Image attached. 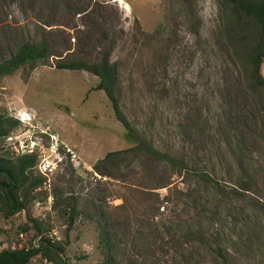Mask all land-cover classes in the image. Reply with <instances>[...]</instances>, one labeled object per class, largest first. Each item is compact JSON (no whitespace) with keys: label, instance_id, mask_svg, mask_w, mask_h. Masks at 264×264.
Masks as SVG:
<instances>
[{"label":"rangeland","instance_id":"1","mask_svg":"<svg viewBox=\"0 0 264 264\" xmlns=\"http://www.w3.org/2000/svg\"><path fill=\"white\" fill-rule=\"evenodd\" d=\"M259 31L222 0H0V63L21 45L47 48L45 59L0 78V157L34 149L35 178V164L61 159L43 178L49 211L40 189L24 211L0 212V250L28 248L34 220L41 235L54 229L58 264H100L99 226L112 264H222L198 241L201 228L204 244L226 251L225 264H264V88L254 87L247 60ZM103 55L128 131L94 91L96 77L55 68ZM109 153L118 155L103 160Z\"/></svg>","mask_w":264,"mask_h":264},{"label":"trees","instance_id":"2","mask_svg":"<svg viewBox=\"0 0 264 264\" xmlns=\"http://www.w3.org/2000/svg\"><path fill=\"white\" fill-rule=\"evenodd\" d=\"M223 4L233 5L234 10L239 11L246 17L253 19L257 22L260 27L259 35L256 39L255 45L251 49V53L248 54V63L250 65V75L251 79L254 80L255 86H260L264 88V81L259 75V67L261 60L264 58V0H222ZM47 57V48L45 43L39 42L35 45H21L13 56L8 58L6 61L0 63V78L4 76H9L15 72L18 68L28 64L29 62H34L37 60H43ZM58 70H68V71H84L96 77L98 82L94 86V91H100L104 94L105 98L110 103L112 114L115 120L122 125V127L128 131V126L125 120L121 117L117 100L114 95L115 87V72L114 69L108 65L106 60V55H103L102 59L95 64H86L83 62H67L58 63L55 66ZM251 90H253L251 88ZM8 124L13 127L16 122L11 119L7 120ZM7 130L5 129L3 123L0 121V137L5 136ZM124 140L131 142L133 139L129 135H124ZM60 150L61 148L58 147ZM146 152L149 154H158L159 157H163L170 165L178 166V162L174 159L164 156L160 153H155L151 148H146ZM118 155V153L106 154L103 160H107L109 157ZM34 166V157L32 155H24L17 158L15 161H10L4 157H0V212L5 218L11 217L16 213L24 211L29 204L28 199L29 193L36 188H39L42 182L41 177L38 178L30 177L28 175V170ZM95 170V168H94ZM204 180V179H203ZM206 182L208 180L206 179ZM211 185L216 188L218 185L209 180ZM246 184L241 185V189L246 191ZM51 192V191H50ZM221 192V191H220ZM219 192V193H220ZM43 193V192H42ZM45 196L43 194V202ZM179 200L178 197L172 199L171 202ZM192 209L195 204L191 202ZM52 204L50 209L52 208ZM75 207L72 206L67 213V224L70 227L73 223V219L76 215ZM30 229L33 231L35 236L28 248H18V249H2L0 250V264H29V261L34 257H39L48 263L58 264L59 261H55L54 254L56 252H61L60 247H58L55 242L51 241L47 235H41L39 227L34 220H31ZM170 221L166 220L163 226H159L158 230L161 234H167ZM157 227V225H154ZM169 226V227H168ZM164 228L161 230V228ZM20 234L23 235L28 231V228L24 227L20 229ZM45 231V232H46ZM201 228H199L200 240H198L202 247L209 248L211 254L216 258L220 259L222 264H225V260L228 257L227 254H222L226 252L225 250H220L217 247H211L208 243H203V235L200 233ZM107 230L105 227L99 226L98 236L100 244V253L103 255V259L100 264H112V254H110V244L108 241ZM188 236V234H187ZM217 243V239L213 240Z\"/></svg>","mask_w":264,"mask_h":264},{"label":"built area","instance_id":"3","mask_svg":"<svg viewBox=\"0 0 264 264\" xmlns=\"http://www.w3.org/2000/svg\"><path fill=\"white\" fill-rule=\"evenodd\" d=\"M22 153V156L24 155H31L32 151L30 150V148L26 149L24 145H22L21 150L19 151L18 148L17 150H15L16 154ZM65 152L68 154L67 160L71 163V166H73V168H79V162L77 161V158L71 154V152L65 148ZM56 154V152H55ZM58 160V161H57ZM61 162V159L59 158V156H57V159L53 160V161H47V160H43L41 162H38L37 164H35L34 170L36 171V173L42 177V178H46L47 175L51 174L57 167V165ZM40 189H42V191H44V196H45V200L43 203L46 204L48 211L51 207V201H52V195L50 190H48V187L45 188V182H42V186L39 188L35 189L36 191H39ZM55 232L54 229H50L48 232V238L53 241V242H57L56 238H55ZM19 238H21V234H19ZM4 247V245H0V247ZM43 262L45 263V261L43 260Z\"/></svg>","mask_w":264,"mask_h":264},{"label":"clouds","instance_id":"4","mask_svg":"<svg viewBox=\"0 0 264 264\" xmlns=\"http://www.w3.org/2000/svg\"><path fill=\"white\" fill-rule=\"evenodd\" d=\"M57 150H58V147H57ZM62 150H64V151H63V152H64L63 154L66 155V156L68 157V154L65 152V147H63ZM31 151H32V154H33L34 149H32ZM32 154H31V155H32ZM54 154H55V153H54ZM56 155H58V152H56ZM21 156H22V155H21ZM58 156H59V155H58ZM55 159H57V157H55ZM55 159H53V160H55Z\"/></svg>","mask_w":264,"mask_h":264},{"label":"bare ground","instance_id":"5","mask_svg":"<svg viewBox=\"0 0 264 264\" xmlns=\"http://www.w3.org/2000/svg\"><path fill=\"white\" fill-rule=\"evenodd\" d=\"M21 113H22V112H21ZM21 113H20V114H21Z\"/></svg>","mask_w":264,"mask_h":264}]
</instances>
